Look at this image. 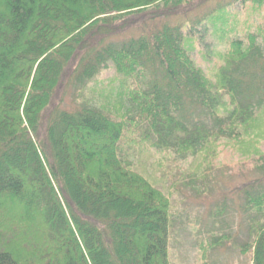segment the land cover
Returning <instances> with one entry per match:
<instances>
[{
  "label": "trees",
  "instance_id": "trees-1",
  "mask_svg": "<svg viewBox=\"0 0 264 264\" xmlns=\"http://www.w3.org/2000/svg\"><path fill=\"white\" fill-rule=\"evenodd\" d=\"M209 1L0 0V264H172L173 203L137 159L197 156L264 106V0ZM201 26L226 46L211 70ZM244 189L240 247L264 264L263 177Z\"/></svg>",
  "mask_w": 264,
  "mask_h": 264
},
{
  "label": "rangeland",
  "instance_id": "rangeland-1",
  "mask_svg": "<svg viewBox=\"0 0 264 264\" xmlns=\"http://www.w3.org/2000/svg\"><path fill=\"white\" fill-rule=\"evenodd\" d=\"M226 1L205 2L198 12L205 13ZM189 8L190 11L198 9L194 6ZM145 19L148 18L137 15L133 26L143 25ZM198 33L202 38L198 45L201 50H197L195 56L201 66L211 70L219 58L223 63L220 55L226 46L212 28L201 26ZM115 74L114 67L109 66L89 87L106 86ZM186 113L192 122L205 120L203 122L212 127L219 125L209 115L206 116L207 111L200 106H190ZM148 148L137 159L138 167L165 192L175 210L176 223L169 245L171 263L252 264L254 251H242L240 247L241 243L252 240L247 226L253 213L247 208L244 188L258 178L264 179V156L258 154H264V106L260 109L257 125L242 130L237 138L222 135L212 141L207 151L203 150L197 156L184 160L175 152ZM204 166L206 169L201 174L199 170ZM215 240L219 242L203 251L202 243Z\"/></svg>",
  "mask_w": 264,
  "mask_h": 264
}]
</instances>
